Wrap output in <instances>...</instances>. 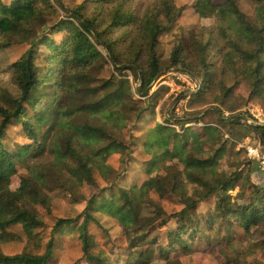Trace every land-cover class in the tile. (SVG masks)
Segmentation results:
<instances>
[{
  "label": "trees",
  "instance_id": "trees-1",
  "mask_svg": "<svg viewBox=\"0 0 264 264\" xmlns=\"http://www.w3.org/2000/svg\"><path fill=\"white\" fill-rule=\"evenodd\" d=\"M251 1L255 4L251 18L235 0L217 5V30L224 44L215 45L216 59L207 61L205 56L213 47L209 37L201 45L198 67L179 44L172 48L166 65L159 56L158 36L170 29L183 11L175 0H83L72 8L59 3L65 18L54 25L45 22L46 15L54 12L50 0H0V49L15 43L29 45L10 64L17 94L0 86V177L4 168L15 171L19 163L37 164L33 176L24 179L26 187L21 192L0 186V244L13 237L7 230L11 225L19 223L26 235L43 226L36 205L49 206L46 188L53 185L77 202L86 201L76 229L88 264H116L103 251L94 254L90 250L92 208L129 230L124 264H146L156 256L169 264H181L175 253L191 251L192 245L208 237L203 234L205 229H215L216 236L228 232L226 240L233 239L240 251L235 231L248 234L253 227L264 225V176L255 163L240 157L235 140L223 137L221 127L226 126L229 132L238 125V114L218 115L214 124L203 123L198 130L185 124L201 120L215 108L189 117L192 121L174 118V123H168L169 117L164 116V122L155 126V150L148 161L154 174L140 186L120 188L116 195L98 202L93 197L85 199L79 190L84 184L95 183L94 170L103 167L119 148L125 151L119 157L122 168L125 166L131 144V136L125 138L123 133L126 120L132 111L131 126H137L144 114L154 110L153 100L136 105L124 71L133 75L140 96H146L154 80L173 68L200 77L194 93L198 97L210 90L215 61L222 74L232 75L236 83L251 81L253 92L264 86V0ZM194 7L198 12L213 10L206 0H196ZM50 30L62 34V40L51 38ZM108 61L118 75L96 77ZM91 95L95 99L90 100ZM33 101L43 102L41 112H30L28 104ZM12 123L20 125L27 141L11 146L6 130ZM171 124H181V128L176 130ZM243 128L264 146V123ZM251 172L262 183H253ZM152 191L159 196L173 195L181 209L165 217L161 205L151 198ZM210 197L214 204L205 218L194 208ZM76 220L57 219L53 234L74 226ZM170 220L174 225L167 227ZM157 225L166 227L164 244L160 233L148 234ZM54 240L51 235L43 252L35 254L8 255L0 247V264H50Z\"/></svg>",
  "mask_w": 264,
  "mask_h": 264
},
{
  "label": "rangeland",
  "instance_id": "rangeland-1",
  "mask_svg": "<svg viewBox=\"0 0 264 264\" xmlns=\"http://www.w3.org/2000/svg\"><path fill=\"white\" fill-rule=\"evenodd\" d=\"M3 1L9 2L10 0ZM82 1L50 0L54 12L46 15L45 22L48 25H54L59 19L65 18L64 10L59 3L72 8ZM206 1L208 5L213 7V10L198 12L194 7L196 0H175L177 6L183 7V11L174 25L158 36V53L163 65L167 64L172 48L179 44L184 48L190 60L200 67L201 45L209 37H212L211 44L213 47L209 49L210 55L205 57H208L206 58L207 61L216 59L215 45H223L224 41L218 35L219 20L215 12L217 5H223L224 0ZM235 1L247 18L254 15L255 4L253 1ZM91 7L92 5L88 4V11H91ZM226 21L228 23V20ZM228 24L231 25V23ZM47 34L56 41H61L63 37L55 30H50ZM28 47L27 43H15L0 49V86L7 88L13 94H17V89L12 83L14 71L10 64L17 60ZM213 71L210 90L198 97L194 93L198 90L201 79L186 71L170 69L154 80L146 96H140L135 92L136 82L133 75L130 71H124L122 74L131 83L136 105H145L147 101L153 100L155 103L154 110L144 114L142 120L136 124L137 126H131V121L134 119V113L131 111L123 127L124 137L129 138L131 136L130 156L127 163L122 168L123 163L120 162L119 157L125 151L121 148L111 154L106 159L103 167L94 170L95 183L91 185L84 184L80 188L79 192L82 193L84 198L93 197L98 202L103 197H108L111 194L116 195L120 188H127L131 185L140 186L151 175L154 169L150 170L148 161L155 150V126L164 122V116L169 117L168 123H174V118L192 121L188 118L197 113H203L208 108H215L216 112L203 115V118L199 121L185 124L193 130H198L203 126V123L214 124L213 120L218 115L226 118L238 114V125H233L229 132H227L226 126L221 127V132L224 138L242 143V146L239 147L240 157L251 161L246 155L245 145L247 141L253 143L256 138L251 132L244 130L243 126L250 123H264V86L259 91L253 92L251 81L246 79L244 82L239 81L236 83L232 75L222 74L216 61ZM112 73L118 75V72L112 69L108 61L104 69L96 73V77L105 78ZM79 84L85 87L88 86L87 83L84 84L83 82H79ZM230 87V92L223 97L222 94L227 92ZM95 97V95H91L90 100L95 99ZM43 106V102L39 101L29 102L28 104L30 112L39 113L42 111ZM249 121L250 123H248ZM171 126L176 130L181 128V124H171ZM6 132V139L11 143V146L27 141L19 124L12 123L8 125ZM36 165L33 162L19 163L15 171L4 168L0 177V186L6 185L12 190L21 192L26 187L24 179L33 176ZM250 179L255 184L262 183L258 176L252 172L250 173ZM46 192L50 196L49 206L36 205L44 222L43 226L33 230L31 235H26L19 223L7 227L13 237L11 236L7 241L0 244L2 252L8 255L20 252L41 253L49 237L54 235L53 258L50 264H88L82 257L81 243L76 229L84 216L86 201L77 202V198L74 200L73 196L65 194L64 191H60L58 187L53 185L46 188ZM231 192L234 194L236 189L231 190ZM150 196L161 205L166 212L165 217H169V214L177 212L182 207L180 201L171 194L159 196L152 191ZM213 204L214 198L210 197L200 202L194 209L206 218L209 216ZM89 213L94 217L88 222V232L91 235V252L97 254L103 251L110 258V261L116 262V264H124L128 252L127 233L129 230L123 228L116 219L97 208L90 209ZM59 218H77V220L74 226L53 234L52 227ZM173 222L174 220H170L167 227L174 225ZM165 229V226L159 227L157 225L148 234L152 237L155 233H160L161 243L164 244L163 232ZM203 234L208 237L192 245L191 251L186 253L177 251L175 253L181 264H264V225L253 227L248 234L242 233L241 230L235 231L236 241L242 247L239 249L240 251L233 244V239L226 240L228 232H222L219 236H216L215 229L212 232L205 229ZM222 234L225 236L224 238H222ZM146 264L169 263L156 256Z\"/></svg>",
  "mask_w": 264,
  "mask_h": 264
},
{
  "label": "built area",
  "instance_id": "built-area-1",
  "mask_svg": "<svg viewBox=\"0 0 264 264\" xmlns=\"http://www.w3.org/2000/svg\"><path fill=\"white\" fill-rule=\"evenodd\" d=\"M250 123V121L248 122ZM247 157L257 165L258 169L264 174V146L258 141L245 145Z\"/></svg>",
  "mask_w": 264,
  "mask_h": 264
},
{
  "label": "crops",
  "instance_id": "crops-1",
  "mask_svg": "<svg viewBox=\"0 0 264 264\" xmlns=\"http://www.w3.org/2000/svg\"><path fill=\"white\" fill-rule=\"evenodd\" d=\"M242 146V143H238V142H236V149L238 148L239 149V147H241Z\"/></svg>",
  "mask_w": 264,
  "mask_h": 264
},
{
  "label": "water",
  "instance_id": "water-1",
  "mask_svg": "<svg viewBox=\"0 0 264 264\" xmlns=\"http://www.w3.org/2000/svg\"><path fill=\"white\" fill-rule=\"evenodd\" d=\"M260 171V170H259ZM261 172V171H260ZM262 173V172H261ZM262 175L264 176V174L262 173Z\"/></svg>",
  "mask_w": 264,
  "mask_h": 264
}]
</instances>
